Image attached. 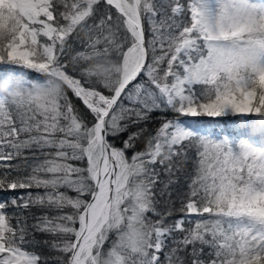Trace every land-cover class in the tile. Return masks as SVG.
<instances>
[{"label": "snow or ice", "instance_id": "obj_1", "mask_svg": "<svg viewBox=\"0 0 264 264\" xmlns=\"http://www.w3.org/2000/svg\"><path fill=\"white\" fill-rule=\"evenodd\" d=\"M257 22L264 6L213 20L208 0H0V264H264V150L229 139L264 114V70L219 43Z\"/></svg>", "mask_w": 264, "mask_h": 264}, {"label": "trees", "instance_id": "obj_2", "mask_svg": "<svg viewBox=\"0 0 264 264\" xmlns=\"http://www.w3.org/2000/svg\"><path fill=\"white\" fill-rule=\"evenodd\" d=\"M101 7H103V5H101ZM89 24H91V21H89ZM80 38L81 40H86L87 36L85 35L84 32H80ZM83 49V45H81L78 41L73 43L70 46V49L68 52L65 53L66 56V60L65 62H67L69 59H71L72 56H75L77 54L78 51H81ZM112 59H116L115 56H112ZM111 67V61L109 58L105 57V58H93L91 59V61L88 64V70H90L91 72H93L94 74H97L99 76H102L107 69ZM139 79V78H138ZM105 94L106 90H105ZM70 99H73L75 101V97L70 96ZM80 107H82V105H78ZM168 115H170V113H168ZM166 119V110L161 109L159 111H156L152 114V119L149 122V128L151 130H155L160 126V122L164 121ZM233 139V138H231ZM141 147H143V145H141ZM27 155V153H26ZM197 152H196V148H191L188 150L187 152V161L186 163L183 164V166L181 167V169L179 171H176L174 173V175L171 177V179L173 181H175V183H172L168 189L167 192H170L171 195V200L174 202V206L175 207H179V198L183 196L185 193H187L189 191V185L192 183V180L195 178L196 176V171H197ZM15 163V161L13 162ZM157 169L161 171V176H160V181L161 183H159L157 185L158 189H162L164 187V182H167L169 180V177L167 175H165L163 173L162 167L157 165ZM20 193H24L27 190H17ZM158 199L160 201V207L161 209L165 208L166 205V201L169 200V197L167 194L164 195H159L158 194ZM31 212L36 213L37 215H39V211L35 208L31 209ZM25 215L29 216V223H33V221L30 218V213L29 212H25ZM46 237H42L40 235H37V239H45ZM38 251L40 249H37ZM45 255H48L49 257L55 256V253H50L48 252L46 249H44Z\"/></svg>", "mask_w": 264, "mask_h": 264}, {"label": "clouds", "instance_id": "obj_3", "mask_svg": "<svg viewBox=\"0 0 264 264\" xmlns=\"http://www.w3.org/2000/svg\"><path fill=\"white\" fill-rule=\"evenodd\" d=\"M242 23H247L246 17H241ZM221 54L227 63H230L243 73H255L264 70V28L256 25L251 30H244L240 35L222 39L220 42ZM24 93V89H18ZM247 130L252 136H264V114L260 119L246 123Z\"/></svg>", "mask_w": 264, "mask_h": 264}, {"label": "rangeland", "instance_id": "obj_4", "mask_svg": "<svg viewBox=\"0 0 264 264\" xmlns=\"http://www.w3.org/2000/svg\"><path fill=\"white\" fill-rule=\"evenodd\" d=\"M210 2H220L221 5H217L210 10L211 16L213 18H217L222 13H230L232 14L235 7H239L242 5V3H248L250 5H258V6H264V0H208ZM245 1V2H244ZM257 2V3H256ZM238 9V8H237ZM195 91H201L204 86L202 85H195L193 86ZM191 119H197V118H191ZM198 119H205V118H198ZM206 119H215V118H206ZM230 128V122H226L224 125L221 126V128H215V126H212V128H205L202 129V132L207 133L211 132L213 129H215L216 132H224L225 134L229 131ZM234 131L237 133L235 137H229V139L233 138L236 142L239 141H246L249 144H252L253 146L260 148L264 150V136H252L249 134L246 124L241 123L238 125Z\"/></svg>", "mask_w": 264, "mask_h": 264}, {"label": "bare ground", "instance_id": "obj_5", "mask_svg": "<svg viewBox=\"0 0 264 264\" xmlns=\"http://www.w3.org/2000/svg\"><path fill=\"white\" fill-rule=\"evenodd\" d=\"M240 2H241V0H240ZM245 2V1H244ZM257 3V2H256ZM221 5V1L220 2H210V1H208V7H209V9L210 10H212V8L213 7H215V6H217V5ZM222 6V5H221ZM252 5H250V4H248V3H242V5H240L239 7H235L233 10H240V9H246V8H249V7H251ZM258 6V5H257ZM238 8V9H237ZM236 13V11H233L232 12V14H235ZM230 14V13H229ZM213 18V17H212ZM216 18H213V20H215ZM198 119V118H197ZM205 119H206V117H205Z\"/></svg>", "mask_w": 264, "mask_h": 264}]
</instances>
